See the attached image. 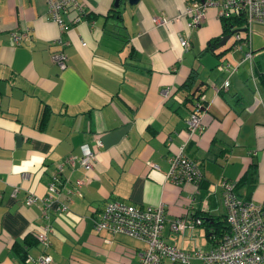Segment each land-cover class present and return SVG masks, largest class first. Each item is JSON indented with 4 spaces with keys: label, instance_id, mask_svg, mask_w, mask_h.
Instances as JSON below:
<instances>
[{
    "label": "crops",
    "instance_id": "obj_1",
    "mask_svg": "<svg viewBox=\"0 0 264 264\" xmlns=\"http://www.w3.org/2000/svg\"><path fill=\"white\" fill-rule=\"evenodd\" d=\"M81 2L85 19L63 15L61 29L46 0H0V264L40 255L36 234L48 221L53 264H138L141 241L94 227L112 200L162 204L167 243L211 249L209 231L221 230L226 215L223 181L234 182L241 199L264 204V46L253 38V28L264 25L252 26L250 45L245 23L221 43L227 34L215 7L192 27L187 0ZM58 50L67 56L64 69L52 61ZM197 94L207 109L202 129L188 137ZM95 135L103 146L92 169L64 168L48 218L39 201L27 205L29 193L48 194L57 165L80 155L82 144L92 146ZM183 144L203 175L197 187L167 178L169 157ZM251 162L257 166L248 183ZM180 218L190 222L172 230Z\"/></svg>",
    "mask_w": 264,
    "mask_h": 264
},
{
    "label": "built area",
    "instance_id": "obj_2",
    "mask_svg": "<svg viewBox=\"0 0 264 264\" xmlns=\"http://www.w3.org/2000/svg\"><path fill=\"white\" fill-rule=\"evenodd\" d=\"M48 12L53 21L61 29L64 28L63 15L73 13L72 23L85 19V5L81 0H46ZM209 7H215L218 17H227L235 12H243L245 15V29L247 31L246 41L251 44L252 26L254 24L264 25V0H187L185 13L190 17L192 27L199 26L206 15ZM237 38L238 35H236ZM16 42L20 40L17 33L13 34ZM183 47L188 46L186 39L180 40ZM252 57V51L246 54ZM52 61L61 69L67 66V56L62 50L53 53ZM255 82V76L252 75ZM228 80L223 83L227 89ZM207 109L205 98L197 94L193 101V108L186 119L187 135L202 129V118ZM103 146L99 135H95L93 145L84 143L80 146V155H69L57 165L56 173L48 184V194L38 198L29 193L25 203L30 205L40 202V210L43 217L50 212L54 193L59 192L57 185L65 167L82 168L89 171L93 167L95 153ZM152 167L157 165L150 163ZM203 175L198 164L188 158L184 153V144L177 152L169 157V170L167 178L177 184L192 183L196 187ZM59 178V179H58ZM86 177L75 179L69 192H76L84 183ZM235 183L223 181L221 183L223 203L226 209L225 219L228 225L227 231L221 236L217 243L207 251H186L167 243L162 237V229L165 223V209L162 204L158 206H135L120 200H112L105 204L102 216L95 221L94 227L97 231H108L110 233H121L141 241L144 246L137 253L138 264H163L168 260L176 264H189L191 259L200 258L203 264H264V204L243 200L235 194ZM60 210H65V205H60ZM187 218L171 221L170 228L174 231H182L187 223ZM196 223L201 219L196 218ZM52 225L48 221L40 227L36 234V241L43 248L37 257L28 255L25 264H53L52 255L47 252L50 245L49 233Z\"/></svg>",
    "mask_w": 264,
    "mask_h": 264
},
{
    "label": "trees",
    "instance_id": "obj_3",
    "mask_svg": "<svg viewBox=\"0 0 264 264\" xmlns=\"http://www.w3.org/2000/svg\"><path fill=\"white\" fill-rule=\"evenodd\" d=\"M112 11H116V9H112ZM223 27V34H229L234 29L240 28L245 23V15L243 12H235L227 17H220ZM190 77V76H189ZM191 78H188L187 81L184 83L185 87H188L190 85ZM256 162H251L249 169L246 171L244 178L245 182L252 183L255 175L256 170ZM235 188V186H234ZM223 227L220 229H217V231H209V235L213 240L217 241L221 238V236L227 231L228 225L226 222V219L223 222ZM215 243V244H216Z\"/></svg>",
    "mask_w": 264,
    "mask_h": 264
},
{
    "label": "rangeland",
    "instance_id": "obj_4",
    "mask_svg": "<svg viewBox=\"0 0 264 264\" xmlns=\"http://www.w3.org/2000/svg\"><path fill=\"white\" fill-rule=\"evenodd\" d=\"M253 38L259 47L264 46V26H255L253 28ZM264 49V47L262 48Z\"/></svg>",
    "mask_w": 264,
    "mask_h": 264
},
{
    "label": "water",
    "instance_id": "obj_5",
    "mask_svg": "<svg viewBox=\"0 0 264 264\" xmlns=\"http://www.w3.org/2000/svg\"><path fill=\"white\" fill-rule=\"evenodd\" d=\"M121 0H115V6H118L119 5V2H120ZM139 0H128V2L130 3V4H135V3H137ZM245 29L244 28H242V29H234L230 34H227V35H225V36H223V38H222V42L221 43H223V42H226V40L231 36V34L232 33H235V32H240V31H244Z\"/></svg>",
    "mask_w": 264,
    "mask_h": 264
}]
</instances>
